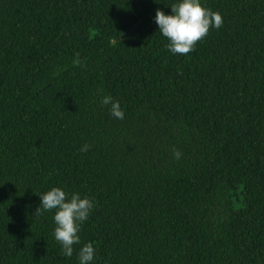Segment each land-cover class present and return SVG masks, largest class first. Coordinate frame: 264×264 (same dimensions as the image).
<instances>
[{
	"label": "trees",
	"instance_id": "1",
	"mask_svg": "<svg viewBox=\"0 0 264 264\" xmlns=\"http://www.w3.org/2000/svg\"><path fill=\"white\" fill-rule=\"evenodd\" d=\"M179 2L0 0V264H264V0H200L223 25L186 55ZM53 187L93 201L71 257Z\"/></svg>",
	"mask_w": 264,
	"mask_h": 264
},
{
	"label": "clouds",
	"instance_id": "2",
	"mask_svg": "<svg viewBox=\"0 0 264 264\" xmlns=\"http://www.w3.org/2000/svg\"><path fill=\"white\" fill-rule=\"evenodd\" d=\"M172 15H166L157 9L155 22L159 32L168 39V49L173 54L186 55L194 50L198 41L208 35L210 28L219 29L223 25L222 16L205 8L200 0H181L171 6ZM73 60L74 66H80L79 54ZM103 106H110V114L117 119H124L120 103L111 95L103 96L100 100ZM90 146L85 144L81 151H87ZM173 155L179 159L182 153L174 149ZM40 196V206L33 214L34 217L43 215L45 211L55 210L54 238L60 243L66 257L73 255V246L80 243L78 232L80 226L89 218L94 205L88 197L78 193L68 194L59 187H53L47 192H36ZM95 249L92 243L83 245L78 252L79 264H90L94 259Z\"/></svg>",
	"mask_w": 264,
	"mask_h": 264
}]
</instances>
